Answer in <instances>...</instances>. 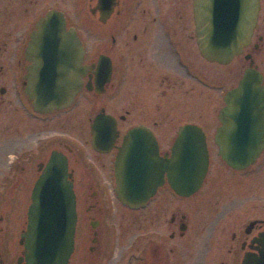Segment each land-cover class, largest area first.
<instances>
[{
    "label": "flooded vegetation",
    "instance_id": "obj_1",
    "mask_svg": "<svg viewBox=\"0 0 264 264\" xmlns=\"http://www.w3.org/2000/svg\"><path fill=\"white\" fill-rule=\"evenodd\" d=\"M194 1L0 0V264H28L32 190L54 153L67 158L76 195L69 264H264V149L235 168L216 142L225 97L245 71L264 86V0L249 44L227 64L201 53ZM235 1L218 3L231 10ZM50 10L76 30L85 73L72 104L46 113L30 98L28 47ZM208 63L231 65L232 83ZM208 87L219 104L205 119L196 104L207 103ZM186 106L200 123L186 121ZM188 123L202 128L209 151L200 185L182 195L166 178L143 206L124 203L115 162L130 131L146 129L170 156ZM95 125L114 130L110 148L94 146Z\"/></svg>",
    "mask_w": 264,
    "mask_h": 264
},
{
    "label": "water",
    "instance_id": "obj_2",
    "mask_svg": "<svg viewBox=\"0 0 264 264\" xmlns=\"http://www.w3.org/2000/svg\"><path fill=\"white\" fill-rule=\"evenodd\" d=\"M194 10L201 53L210 61L227 64L249 44L260 0H237L231 10L221 8L218 0H195ZM28 54L33 61L29 93L35 110L47 113L72 104L83 86L84 47L76 30L67 29L61 11L50 10L38 21ZM261 82L262 76L248 68L239 85L227 93L219 113V153L235 168L252 164L264 149ZM101 119L97 118L96 125ZM96 125L94 146L106 150L113 144L114 130ZM146 133L141 127L130 131L115 162L116 191L133 208L143 206L166 178L179 194L195 190L209 165L206 137L200 126H182L170 156L161 155L157 139ZM69 176L67 158L54 153L35 182L23 233L28 264H69L77 218Z\"/></svg>",
    "mask_w": 264,
    "mask_h": 264
},
{
    "label": "rangeland",
    "instance_id": "obj_3",
    "mask_svg": "<svg viewBox=\"0 0 264 264\" xmlns=\"http://www.w3.org/2000/svg\"><path fill=\"white\" fill-rule=\"evenodd\" d=\"M214 70V71H219V72H225V77L227 80H225V83H223L225 86H228L230 83H232L233 79L230 78L229 74H228V77H227V72H229V69L231 67V65L229 66H216L214 63L212 64H209L208 63V67H210ZM217 90V89H216ZM213 87L212 88H209L207 89V93H208V96H207V103L204 105V104H201V105H197L196 104V107H199L201 106V111L202 113L205 115L206 113V118L207 119V115L209 114H212L213 115L215 114V112H217V110L215 111L214 108L219 104L218 103V90L216 91ZM188 105H193L192 103H189ZM195 107V105H193ZM192 106H186V121H189V122H196V123H200L201 120L198 119V116H196V113L190 108ZM166 141V140H165Z\"/></svg>",
    "mask_w": 264,
    "mask_h": 264
}]
</instances>
